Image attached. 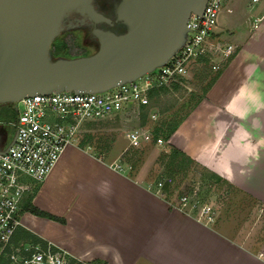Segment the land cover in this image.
<instances>
[{"label": "crops", "instance_id": "crops-1", "mask_svg": "<svg viewBox=\"0 0 264 264\" xmlns=\"http://www.w3.org/2000/svg\"><path fill=\"white\" fill-rule=\"evenodd\" d=\"M219 26L233 31L237 52L171 142L264 205V124L254 135L245 129L255 118L264 123V0L252 11L246 0H229ZM120 148L98 156L69 144L32 198L64 220L25 210L21 227L86 264H264V239L179 209L149 187L143 167L124 162Z\"/></svg>", "mask_w": 264, "mask_h": 264}, {"label": "built area", "instance_id": "built-area-1", "mask_svg": "<svg viewBox=\"0 0 264 264\" xmlns=\"http://www.w3.org/2000/svg\"><path fill=\"white\" fill-rule=\"evenodd\" d=\"M229 0H206L200 14L191 12L186 21L184 43L162 65L111 88L96 92L69 90L35 93L15 101L17 115L10 121L16 136L10 146L0 152V264H70V259L51 241H26L17 238L22 226L24 200L36 193L39 185L54 167L64 149L75 143L77 130L85 120L118 113L126 106H150L151 93L167 86L182 84L190 76V63L205 58L219 70L237 52L238 45L222 32L219 16ZM262 0H246L248 11ZM257 26L259 17L253 18ZM127 147L149 142H164L163 136L150 128L126 131ZM166 175L151 187L166 198L164 185H173ZM173 205L190 213L194 203L184 193ZM204 205L198 218L212 215ZM264 258V253L261 252Z\"/></svg>", "mask_w": 264, "mask_h": 264}, {"label": "water", "instance_id": "water-1", "mask_svg": "<svg viewBox=\"0 0 264 264\" xmlns=\"http://www.w3.org/2000/svg\"><path fill=\"white\" fill-rule=\"evenodd\" d=\"M206 0H0V103L35 93L96 92L164 64ZM79 24L89 54L54 56L53 40ZM0 148L6 150L14 141Z\"/></svg>", "mask_w": 264, "mask_h": 264}, {"label": "rangeland", "instance_id": "rangeland-1", "mask_svg": "<svg viewBox=\"0 0 264 264\" xmlns=\"http://www.w3.org/2000/svg\"><path fill=\"white\" fill-rule=\"evenodd\" d=\"M80 25L70 29L64 28L54 39L61 45L58 54L53 50L54 56L74 57L89 54L96 49L95 45L87 44V31ZM225 32L229 36L233 33L229 29L220 33ZM226 35L224 34L225 39ZM227 63L219 70H223ZM190 70V76L184 79L182 84L167 86L153 92L150 106H126L118 113L85 120L77 130L75 143L101 156H105L114 144L116 147L120 145V150L125 152L124 162L132 168L143 167L152 187L158 179L172 175L175 187L171 188L170 194L168 193L170 202L178 203L180 196L185 193L190 203L195 204L190 211L193 215L198 216L201 208L207 204L210 207L208 213L214 218L231 221L235 227H241L240 236L244 237L246 234L248 240L255 239L261 242L264 239V205L260 203L259 197L250 192L243 193L214 171L182 155L176 151L182 150L171 142L172 132L169 134V131L205 96L212 82L211 77L218 71L212 68L209 60L202 58L193 60L190 63ZM0 119V135L4 138L2 145H6L14 137L15 128L10 123L12 118L9 115L2 114ZM263 124V120L257 118L249 121L245 126L246 135L256 134ZM139 127L161 133L164 142L159 145L145 142L139 146L127 147L126 131ZM229 128L231 132H235V126L230 125ZM30 203H33L32 199ZM23 229L27 228L21 227L17 236L21 242L39 241L40 236L33 232L25 235ZM70 264L81 262L71 258Z\"/></svg>", "mask_w": 264, "mask_h": 264}, {"label": "trees", "instance_id": "trees-1", "mask_svg": "<svg viewBox=\"0 0 264 264\" xmlns=\"http://www.w3.org/2000/svg\"><path fill=\"white\" fill-rule=\"evenodd\" d=\"M52 47H53V50L56 54H58L57 52L59 51L61 45L59 44L58 41L56 40H53L52 42ZM202 59H205V58H202ZM222 70H218L216 72V74L214 76L211 77L212 79V82L210 83L209 85V88L212 86V84L215 82V80L219 77V75L221 74ZM152 94V93H151ZM0 113L1 115L4 114V115H9L12 119H15L16 118V115H17V110H16V105L15 103H3L2 107L0 108ZM177 124L175 125V127L173 129H171L169 132V134H171V132L174 131V129L176 128ZM157 134H160L161 133H158ZM169 136V135H168ZM166 137V135H165ZM178 151L179 153H181L182 155H185L187 156V158L189 159H193L192 157H190L189 155L185 154L183 151H179V150H176ZM125 154V152L123 153V155ZM98 156H101V155H98ZM194 160V159H193ZM195 161V160H194ZM205 168V167H204ZM216 174V173H215ZM172 176V175H171ZM227 182V181H226ZM172 187H175L174 185H170L169 183H166L164 185V188L165 190L168 191V193L170 192L171 188ZM170 194V193H169ZM170 196V195H169ZM31 199H32V196H30L29 198H27L26 202L24 203V206H23V209L24 210H29L35 214H38V215H41V216H45V217H49V218H53V219H56V220H59V221H63L64 218L60 217V216H57L55 214H52L48 211H45V210H42L40 209L39 207H37L36 205H34L33 203H30L31 202ZM167 200H170L168 198V196L166 197ZM31 231L27 230V229H23V233H25V235H29L31 234L30 233ZM24 235V234H23ZM38 236V235H37ZM39 241H44V239L42 237H39ZM81 264H86L82 261H80Z\"/></svg>", "mask_w": 264, "mask_h": 264}, {"label": "flooded vegetation", "instance_id": "flooded-vegetation-1", "mask_svg": "<svg viewBox=\"0 0 264 264\" xmlns=\"http://www.w3.org/2000/svg\"><path fill=\"white\" fill-rule=\"evenodd\" d=\"M90 46H92L93 44H89ZM3 103H0V108L2 107ZM0 116H1V113H0ZM1 120V119H0ZM11 121V120H10ZM14 127V126H13ZM15 128V127H14ZM15 132H16V129H15ZM13 139V138H12ZM4 138H2V136L0 135V148L1 147H4L6 145H2V142H3Z\"/></svg>", "mask_w": 264, "mask_h": 264}]
</instances>
